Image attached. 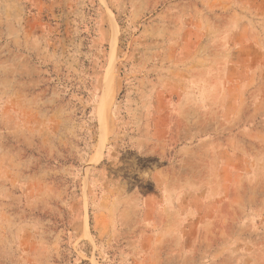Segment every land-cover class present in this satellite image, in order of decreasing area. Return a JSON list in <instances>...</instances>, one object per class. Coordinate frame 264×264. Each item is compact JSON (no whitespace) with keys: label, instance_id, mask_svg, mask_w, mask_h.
Listing matches in <instances>:
<instances>
[{"label":"rangeland","instance_id":"1","mask_svg":"<svg viewBox=\"0 0 264 264\" xmlns=\"http://www.w3.org/2000/svg\"><path fill=\"white\" fill-rule=\"evenodd\" d=\"M0 264H264V0H0Z\"/></svg>","mask_w":264,"mask_h":264},{"label":"bare ground","instance_id":"2","mask_svg":"<svg viewBox=\"0 0 264 264\" xmlns=\"http://www.w3.org/2000/svg\"><path fill=\"white\" fill-rule=\"evenodd\" d=\"M107 100L106 101H104L103 102V104H102V106H101V108H100V111H101V114H102V122H103V120H104V122H105V116H104V114H103V110H105V107L107 106V102L109 103V101L111 100V98H112V88L109 90V92L107 93ZM103 122V123H104ZM104 125V124H103ZM105 126V125H104ZM104 136H106V135H104ZM99 159V153L96 155V157L94 158V161H97Z\"/></svg>","mask_w":264,"mask_h":264}]
</instances>
